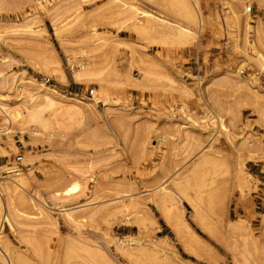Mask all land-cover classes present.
I'll return each instance as SVG.
<instances>
[{"label":"rangeland","instance_id":"1","mask_svg":"<svg viewBox=\"0 0 264 264\" xmlns=\"http://www.w3.org/2000/svg\"><path fill=\"white\" fill-rule=\"evenodd\" d=\"M0 264H264V0H0Z\"/></svg>","mask_w":264,"mask_h":264},{"label":"bare ground","instance_id":"2","mask_svg":"<svg viewBox=\"0 0 264 264\" xmlns=\"http://www.w3.org/2000/svg\"><path fill=\"white\" fill-rule=\"evenodd\" d=\"M76 189V185H74L73 187L67 189V191H74Z\"/></svg>","mask_w":264,"mask_h":264}]
</instances>
